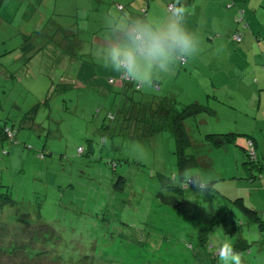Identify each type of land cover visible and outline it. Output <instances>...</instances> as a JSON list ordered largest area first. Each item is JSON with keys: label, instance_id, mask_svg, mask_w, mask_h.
<instances>
[{"label": "rangeland", "instance_id": "1", "mask_svg": "<svg viewBox=\"0 0 264 264\" xmlns=\"http://www.w3.org/2000/svg\"><path fill=\"white\" fill-rule=\"evenodd\" d=\"M15 1L21 3L16 5L18 16L11 10L10 20L0 25V195L8 194V202L12 201L0 196V264H22L17 256H6L9 237L20 245L25 233L31 232L23 226L43 225L54 231L51 238H59L43 248L65 254L66 259L56 260L58 264H199V256L207 261L203 264H223L218 249L224 243L237 245L243 264H264V224L253 221L236 204L243 197L264 222V178L248 181L239 145L254 137L250 131L255 124L264 125V88L237 70H208L210 65L235 62L234 57L224 59L218 47L221 41L213 44L203 32L209 20L218 33L216 13L212 23L205 14L191 16L193 20L185 15L187 28L201 38L199 59L193 57L201 68L192 74L190 63L178 64L153 86L137 91L130 84L101 86L104 70L111 69L100 59L121 25L137 18L160 19L168 4L114 0L110 19H103L110 29L96 36L89 22L81 20L84 33L78 24L91 0ZM148 4L146 17L142 9L147 10ZM117 5L123 6L128 19L121 18L124 12L117 11ZM247 19L244 14L242 23L235 20L237 29L241 24L253 27ZM14 32L18 34L9 38ZM208 32L213 40L219 35ZM206 42L213 52L220 50L217 59L209 61ZM28 44L33 52L27 63ZM82 64L86 80L79 78ZM193 104L210 111L185 120L194 146L183 150L187 159L196 160L191 168L210 178L213 190L207 195L166 187L184 172L181 166L186 161L178 159L176 139L163 125ZM203 118L208 124L200 121ZM5 126L17 132L14 144L1 135ZM236 131L241 135L220 146L208 138ZM234 146L240 154L238 168L237 154L226 151L236 150ZM41 153L43 160L38 157ZM235 176L252 191L244 184L231 185L229 179ZM253 196H258L256 202L251 201ZM169 197L181 203L184 199V204L177 206ZM214 222L217 226L208 233L206 226ZM200 231L208 233L207 243L214 251L201 249Z\"/></svg>", "mask_w": 264, "mask_h": 264}, {"label": "crops", "instance_id": "2", "mask_svg": "<svg viewBox=\"0 0 264 264\" xmlns=\"http://www.w3.org/2000/svg\"><path fill=\"white\" fill-rule=\"evenodd\" d=\"M31 3V0H29ZM145 1V0H144ZM147 1V0H146ZM163 3L165 4H171V2H173L176 6L177 4L179 5V7H183L184 9H186V17H188L189 19L193 20L191 18V16H202V15H207L212 23V16L214 13H216V16L218 18L219 21V29L217 30L218 33H215V28L212 29V26H209V20L205 21L204 24V28H203V32L207 33V39L210 41H213V44L217 43V41L219 40V44L218 47L221 49V51L224 52V55L226 57H224V59L226 61H229L231 58H235V62H228V64L222 66V64L217 65V67H213L210 65L208 70L214 71V70H219V71H225L226 68L227 69H233V70H237L243 74H248L253 76L254 82L255 84H257L258 86H260L261 88H264V0H211V1H207V0H162ZM209 2L211 4H209ZM114 0H111L109 3L106 2L104 3L101 0H98V4L96 5L94 3L93 0H91L90 6L85 9L82 13V18L83 21L89 22L91 26H93L92 32L93 35H96L102 31H108L110 28L107 27L108 23H106L105 21H103L104 17H107V19H110L111 14L114 10ZM153 4V3H152ZM16 5L21 6V3H19V1H15V0H4L0 6V25L1 27H3L5 25L6 22H8L10 20L11 17H9L11 10H14V15L17 17L18 14L16 12H18V8H16ZM229 5H232V7H228ZM151 4H148V9L145 10L144 8L142 9V13L146 14V17L149 14V10H150ZM159 7L163 8V6L159 5ZM215 7V9H214ZM121 8H123L122 5H117L116 9L117 11L120 12H124L125 9L123 8L121 10ZM206 9V11H205ZM164 11V8L162 9ZM245 11V18L247 17V21L251 22L253 24V27L250 26V24H246L247 29L238 27V29L243 33L244 39L241 43L236 44V45H231L230 44V40L232 38V36L237 32V27H236V23L235 20L238 18V12L239 11ZM187 11H190L187 13ZM248 11V12H247ZM254 15V17L252 16ZM125 17L126 19H128V13L124 12V14L121 16ZM203 17V16H202ZM132 19V18H130ZM133 22V19H132ZM97 23H101L102 26H98ZM81 27V30L84 29V27L82 26V24H79ZM193 28L196 30L195 24H193ZM212 32L214 34H219L216 36V38L213 40L211 39V35L209 34V32ZM84 33V32H82ZM203 33V34H204ZM18 33L14 32V35L12 36H8L9 38L15 37ZM218 36H221L220 38ZM207 43V42H206ZM210 43H207V45H209ZM206 45V48L208 47ZM214 48V47H213ZM215 49V48H214ZM209 50V61L210 60H214L217 59L220 56V50H215V52L212 51V45L210 44V48L207 49V52ZM86 54V53H85ZM205 54V53H203ZM199 55L200 52L195 55L194 57L199 59ZM238 60H240L241 62H239ZM208 61V59L206 60ZM188 63H190L191 66V71L192 74L195 72V70L197 68H201L198 66V64L196 63V61L193 59V57H191L190 59H188L186 61L185 64H182L183 66H185L186 64L188 65ZM85 68L86 65L82 64L79 66V78L82 77V80H86L85 79ZM106 72V74L104 76L101 77L100 81V85L103 87H106L108 84L107 82H105V80L107 79H112L111 77L114 75V79L116 80V82H114V86L117 88H126L128 84H124V82H122L119 78L120 75L116 72H114L113 70L108 71V70H104ZM246 82V81H244ZM247 83V82H246ZM158 88V86H156ZM222 92H225L222 91ZM227 92V91H226ZM213 92H210L209 94H212ZM264 94V93H263ZM229 91L226 93V96H229ZM202 114V113H201ZM199 117V115L197 116ZM196 118V117H195ZM201 122H204L206 124H208V120L206 118H203L200 120ZM239 131H236V133H229V134H235V135H239L240 133H238ZM250 132H253L252 135H254L253 138H251L255 144H256V151H257V155H258V159L259 161H263L262 164H264V144L262 142V140L264 139V125L261 124H255V128L253 130H251ZM222 135V133H220ZM241 135V134H240ZM208 136H210V134H208ZM250 140V139H248ZM235 143L236 141H240L239 138L234 139ZM246 139H244V144H239L241 147V151L242 153H244V160L246 161V148H247V141ZM262 142V144H261ZM192 145H193V141H192ZM231 146H229L230 148L232 147L233 144H229ZM194 146V145H193ZM220 146V145H218ZM233 149V148H231ZM234 149L236 150H226L228 151H234L237 154V161L236 166L237 168L239 167V158H240V154L237 150V147L234 146ZM242 155V154H241ZM242 158V156H241ZM245 161H243L242 165L243 168L245 167ZM197 164V163H196ZM246 170V168H245ZM262 178H264V172L262 173ZM246 177L248 176V173L245 174ZM214 179L215 177H212L211 180ZM229 180H231L232 184L231 185H236V184H240L243 185L244 183L242 182V180H238L237 177H232ZM259 180V178L257 179ZM250 181V180H248ZM213 182V181H212ZM215 182V181H214ZM251 182V181H250ZM256 182V181H254ZM251 182V183H254ZM245 188H249V192L252 191V188L250 186L245 185ZM232 189H234L232 187ZM257 194L260 196L262 193L261 192H257ZM243 198V197H242ZM258 196H253V198L251 199L252 202H256L257 201Z\"/></svg>", "mask_w": 264, "mask_h": 264}, {"label": "clouds", "instance_id": "3", "mask_svg": "<svg viewBox=\"0 0 264 264\" xmlns=\"http://www.w3.org/2000/svg\"><path fill=\"white\" fill-rule=\"evenodd\" d=\"M185 15L186 9L173 4L160 19L137 18L121 25L116 30L118 34L109 37L100 60L105 67L137 86H153L162 75L170 74L176 65L200 51L201 38L187 28ZM248 141L249 149L251 140ZM142 157L141 152L139 158ZM166 187L187 188L195 195H207L213 190L210 178L194 168L172 177ZM218 255L223 264H243L242 254L229 243L218 249Z\"/></svg>", "mask_w": 264, "mask_h": 264}, {"label": "trees", "instance_id": "4", "mask_svg": "<svg viewBox=\"0 0 264 264\" xmlns=\"http://www.w3.org/2000/svg\"><path fill=\"white\" fill-rule=\"evenodd\" d=\"M4 0H0V6L2 4ZM111 0H107V2L109 3ZM174 3L171 2V4L168 5V10H169V6L173 5ZM228 7H232V5H229ZM123 8H121L122 10ZM241 15V21H239L240 19H236L237 24H240L244 21V14L245 11H239L238 15ZM80 19L78 24L81 23ZM93 27V26H91ZM242 28H246V26L241 24ZM83 32V30H81ZM237 32L232 36L231 40H230V44L231 45H236L239 44L243 41L244 36L243 33L237 29ZM240 34L242 36V40L241 41H236L234 39V37ZM28 50V53L26 54V62L28 63L30 61V54L31 52H33V48L31 49V44H28L25 47V51ZM29 57H28V56ZM87 55V54H86ZM87 64V62H86ZM122 82H124V84H130L132 85L135 90L140 91L142 89V86H137L134 82H131L125 78H122L120 76L119 78ZM107 80V79H106ZM106 82V81H105ZM114 82H116V80L114 78L112 79H108L107 80V84L108 85H114ZM107 85V86H108ZM107 88V87H105ZM64 91L68 90L67 86H64ZM209 109H207L204 106H201L199 104H193V105H189L186 106L183 110H181L176 116L173 115L171 120H169V122L165 123L163 125V129L167 130L169 127V132H171L173 134V136L176 139V142L178 144V151H177V156L178 159H180V161H182V159H184V165L181 166V170H185V169H189L191 167H195L196 166V160L192 157L191 160L186 158V154L184 153L185 150V146H191L192 142L190 139V136L188 135V132L186 130V126H185V120L189 119V118H195L197 117L199 114L203 113V112H208L209 113ZM111 115V118H113L112 114L109 113ZM170 115V114H169ZM168 115V116H169ZM1 135L3 137L6 138L7 141H9L11 144H14L16 142V137H17V132L14 131L13 129H10L9 127H3L1 130ZM236 136L235 134H225V135H215V136H208V138L213 139L217 144L216 145H223V144H227L230 143L231 139ZM210 139V140H211ZM253 146H254V150H255V154H256V161L254 162H250L249 159V155H248V147L246 148V161H245V166H247L246 170L248 172V176L247 179L250 180L251 182L256 181L258 178L260 179L262 177V173L264 172V164H262V160L259 161L258 159V155H257V151H256V144L255 142L250 139ZM184 149V150H183ZM84 152V151H83ZM82 152V153H83ZM5 154H7V152H5ZM40 159H44L45 155L44 153L39 154L38 156ZM180 165V162H179ZM0 196H5V202H8V200H10L9 195L8 194H1ZM169 198H173L176 205L178 206H182V203L177 201V197H169ZM243 199H237L236 200V204H239L241 209L251 217V219L253 221L258 222L259 224H264L262 218L259 216L258 211H256L255 207H248L244 204V201H242ZM12 201L8 202L11 203ZM5 206V205H4ZM181 207H178V209H180ZM219 223V222H217ZM217 225H215V222L210 225H207L206 228H208L207 232L209 233V230L211 227H215ZM24 230H26L27 232L28 229L31 230L30 233H25L26 238L24 237L23 239H21L22 243L19 245L18 244V239L17 240H12V238L14 239V236L9 237L10 241H9V247H7L4 251L6 253V256H8L9 258H13L15 256H17L19 258V260L22 261V264H58L59 259H66L65 254L61 253V254H57L55 250L52 251H48L47 249H43L45 247V245L48 242H51L52 244H55L59 241L58 237L55 238H51L52 236L55 235L54 231H52L48 226L43 225V226H38V227H33V228H29L28 226H23ZM41 229V231L39 230ZM208 233H204L202 231H200V236H199V244L201 245V249H204V252H211L214 251L213 248H209L210 245L207 243V239H208ZM44 236H46L48 239L44 238ZM237 246V245H236ZM236 246L234 247V250L237 253H241L238 252L236 249ZM248 248L246 247H242L241 250L246 251ZM249 250V249H248ZM3 259V257L1 258ZM209 260V258H207ZM198 263L199 264H203L206 263L207 261H203V256H199L197 257ZM66 264H81V262L78 263H72V262H66ZM84 264H92V263H84Z\"/></svg>", "mask_w": 264, "mask_h": 264}, {"label": "built area", "instance_id": "5", "mask_svg": "<svg viewBox=\"0 0 264 264\" xmlns=\"http://www.w3.org/2000/svg\"><path fill=\"white\" fill-rule=\"evenodd\" d=\"M170 6H172V5H170ZM170 6H169V9H170ZM239 21H241V19L239 20ZM234 39L236 40V41H241L242 40V36L240 35V34H237L235 37H234ZM186 62H184V63H182V64H185ZM80 150V149H79ZM81 151V150H80ZM248 154H249V157L252 159V157H255L256 156V154H255V150H254V147H253V145H252V143L250 142L249 143V151H248Z\"/></svg>", "mask_w": 264, "mask_h": 264}]
</instances>
